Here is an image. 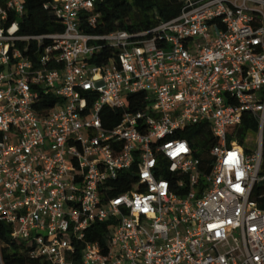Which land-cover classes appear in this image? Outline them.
Instances as JSON below:
<instances>
[{
  "label": "built area",
  "instance_id": "1",
  "mask_svg": "<svg viewBox=\"0 0 264 264\" xmlns=\"http://www.w3.org/2000/svg\"><path fill=\"white\" fill-rule=\"evenodd\" d=\"M96 1L49 0L62 30L26 35L0 0V222L47 264H264V0L90 34Z\"/></svg>",
  "mask_w": 264,
  "mask_h": 264
},
{
  "label": "trees",
  "instance_id": "2",
  "mask_svg": "<svg viewBox=\"0 0 264 264\" xmlns=\"http://www.w3.org/2000/svg\"><path fill=\"white\" fill-rule=\"evenodd\" d=\"M48 1L24 0L25 14L19 21L21 33L38 35L62 30V26L56 22V18L44 8V4ZM183 3L184 0H97L94 6V13L98 14L95 27L84 24L82 28L90 34H105L114 31L134 33L147 30L161 21H167L178 15ZM110 54L111 51L105 49L98 58L96 56L89 62L99 64L106 60ZM142 96V94L129 95L127 99L128 108L135 110L136 108L131 106L130 101ZM51 103L49 102L47 106H50ZM249 126L254 130L255 124L248 122L247 117L244 116L237 134L238 144L242 143V135L250 128ZM206 133L203 126H193L179 134V137L190 140L195 134L202 136ZM259 175L264 177V151H262V165ZM250 198L257 203L259 208L264 209V179L254 185ZM107 226L108 222L94 224L92 228L96 230V233L91 236L90 228L87 240L102 242V234L108 231ZM9 232V225L0 222V264H47L44 259L31 255L32 247L13 241Z\"/></svg>",
  "mask_w": 264,
  "mask_h": 264
},
{
  "label": "rangeland",
  "instance_id": "3",
  "mask_svg": "<svg viewBox=\"0 0 264 264\" xmlns=\"http://www.w3.org/2000/svg\"><path fill=\"white\" fill-rule=\"evenodd\" d=\"M249 136H250V138L257 139V135L254 133H251V135L249 134ZM253 139H252V141H249V142L245 143V145H244L246 148H248L251 151H254L256 148V143L253 142Z\"/></svg>",
  "mask_w": 264,
  "mask_h": 264
}]
</instances>
